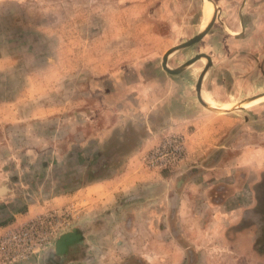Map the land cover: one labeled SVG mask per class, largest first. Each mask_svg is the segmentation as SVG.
<instances>
[{"label": "rangeland", "instance_id": "obj_1", "mask_svg": "<svg viewBox=\"0 0 264 264\" xmlns=\"http://www.w3.org/2000/svg\"><path fill=\"white\" fill-rule=\"evenodd\" d=\"M203 1L0 0V234H71L18 264H264V0Z\"/></svg>", "mask_w": 264, "mask_h": 264}, {"label": "built area", "instance_id": "obj_2", "mask_svg": "<svg viewBox=\"0 0 264 264\" xmlns=\"http://www.w3.org/2000/svg\"><path fill=\"white\" fill-rule=\"evenodd\" d=\"M176 151L177 156L183 154L180 142L176 143ZM53 215H37L5 227L0 234V264H18L32 254L52 246L59 225L53 220Z\"/></svg>", "mask_w": 264, "mask_h": 264}, {"label": "crops", "instance_id": "obj_3", "mask_svg": "<svg viewBox=\"0 0 264 264\" xmlns=\"http://www.w3.org/2000/svg\"><path fill=\"white\" fill-rule=\"evenodd\" d=\"M214 2H215V4H216V6L218 7H220L221 9L220 10H223V9H225V4H226V0H213ZM209 6V12H208V16H207V19H206V22L204 23V25H206V23H207V21H208V18H209V15H210V6L211 7H213V5H208ZM216 6H215V8H216ZM203 10V9H202ZM212 10V9H211ZM200 59H202V58H200ZM201 95H202V98H203V91L201 92ZM204 96H205V98L207 97V96H209V95H207L205 92H204ZM211 98V97H210ZM204 99V98H203ZM212 99V98H211ZM257 99V98H256ZM214 102H216L218 105H227V104H229L228 102H217L216 100H214V99H212ZM253 100H255V99H253ZM253 100H251V101H253ZM250 101V102H251ZM249 103V102H248ZM247 102L246 103H243L242 105H245V104H248ZM104 183H107V182H104ZM29 210V209H28ZM26 211V213H24L23 215L22 214H19V216L17 217L16 215H14V220H12V221H23V220H25V219H27V218H29L30 216H31V214H29L30 212L29 211ZM239 211H240V209H239ZM33 215V214H32ZM181 215V214H180ZM244 232L243 231H238L237 233H235L234 235H232L231 236V238H229L228 239V241H229V244H231V245H233V244H235L234 246H232L233 247V250H235L237 253L236 254H238V255H242V254H246L247 252L248 253H251L250 251H248V250H250L249 249V246H243V238H244ZM230 248V247H229ZM255 256V255H254Z\"/></svg>", "mask_w": 264, "mask_h": 264}, {"label": "water", "instance_id": "obj_4", "mask_svg": "<svg viewBox=\"0 0 264 264\" xmlns=\"http://www.w3.org/2000/svg\"><path fill=\"white\" fill-rule=\"evenodd\" d=\"M210 1V0H209ZM213 18H211L208 22V24L205 26V28L197 33L195 36L191 37L190 39L186 40L185 42H182L181 44H179L177 47H182V46H186V45H189L191 44L192 42L196 41L197 39H199L206 31L207 29L210 27L211 23L213 22ZM169 53V51L165 52L162 56V62H161V65H162V68L164 70H166L167 72H170V73H175L176 70H170L169 68H167L164 64V60H165V57L166 55ZM71 235V234H70ZM68 233H63L61 234L56 240H55V247L57 250H61V248L66 244L69 236H70Z\"/></svg>", "mask_w": 264, "mask_h": 264}, {"label": "bare ground", "instance_id": "obj_5", "mask_svg": "<svg viewBox=\"0 0 264 264\" xmlns=\"http://www.w3.org/2000/svg\"><path fill=\"white\" fill-rule=\"evenodd\" d=\"M203 2H206L205 4H207V5H205V7H204V11H203V23H205L206 22V19H207V16H208V12H209V6L208 5H213V7H212V10H211V12H210V15H209V18H208V21H207V23H206V25L208 24V22H209V20L211 19V18H213V17H216L217 16V9L215 8V6H214V4H212L211 3V1H209V0H204ZM217 7V6H216ZM205 25V26H206ZM205 26H204V28H205ZM203 28V29H204ZM202 29V30H203ZM201 30V31H202ZM200 31V32H201ZM201 58H204V57H201ZM186 67V66H185ZM199 95H200V99H201V101L205 104V105H207V106H210L211 108H216V109H223L224 107H222V106H220V105H218L217 103H215L209 96H207L206 98H205V96H204V92H203V98H202V95H201V92L199 93ZM255 99V98H254ZM251 101V100H250ZM250 101H248V102H250ZM247 102V103H248ZM246 103V102H245Z\"/></svg>", "mask_w": 264, "mask_h": 264}]
</instances>
